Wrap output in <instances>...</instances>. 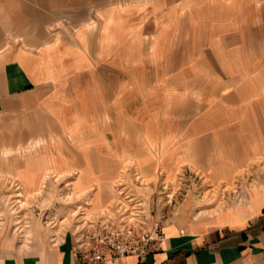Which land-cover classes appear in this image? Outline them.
<instances>
[{"label":"crops","instance_id":"0c3cea01","mask_svg":"<svg viewBox=\"0 0 264 264\" xmlns=\"http://www.w3.org/2000/svg\"><path fill=\"white\" fill-rule=\"evenodd\" d=\"M137 71L149 76L133 86L144 95L137 115L169 117L171 101L182 102L176 137L146 140L188 142L147 157L164 158L166 179L188 168L243 201L193 222L182 212L164 225L159 248L102 264H264V0H0L3 118L41 114L68 139L99 141L116 172L123 151L98 128L112 111L121 123L123 79L134 85ZM89 163L61 172L102 190L105 169ZM0 264L86 262L65 230L46 254H2Z\"/></svg>","mask_w":264,"mask_h":264},{"label":"rangeland","instance_id":"374dc122","mask_svg":"<svg viewBox=\"0 0 264 264\" xmlns=\"http://www.w3.org/2000/svg\"><path fill=\"white\" fill-rule=\"evenodd\" d=\"M133 67L124 64L125 69ZM138 71L134 85L131 78L123 79L121 123H114L112 111L111 124L97 127L108 140L106 144L113 149L118 145L123 151L122 168L116 172L114 160L100 157L103 149L99 141L92 140L88 145L68 139L60 127L41 114L30 118L26 111L3 118L0 111V256L46 254L65 230L74 237L75 254L79 249L85 252L98 234L149 233L156 223L164 229L182 212H187L193 222L209 217L227 203L243 201L240 190L213 189L188 168L177 171L172 180L166 179L164 170L170 178L173 171L164 167L160 156L151 158L154 168L150 171L146 166L151 160L148 155L177 149L188 142L146 140L147 135L176 137L180 127L173 113L180 110L182 102L171 101L169 117L160 115L148 120L142 112L137 115L144 95L137 96L133 86L138 84L142 89L149 77ZM186 98L191 100L192 95ZM86 129L81 127L82 132ZM73 130H79V126ZM100 130L90 132L91 137ZM83 160L105 169L99 175L104 182L102 190L99 184L84 189L81 172H61ZM76 176L75 183H71ZM225 232L230 235L233 231Z\"/></svg>","mask_w":264,"mask_h":264},{"label":"built area","instance_id":"2783aa9c","mask_svg":"<svg viewBox=\"0 0 264 264\" xmlns=\"http://www.w3.org/2000/svg\"><path fill=\"white\" fill-rule=\"evenodd\" d=\"M164 237L160 223H156L149 233L121 231L98 234L93 236L85 252L79 249L76 255L85 260L86 264H102L127 256L141 258L159 248Z\"/></svg>","mask_w":264,"mask_h":264}]
</instances>
